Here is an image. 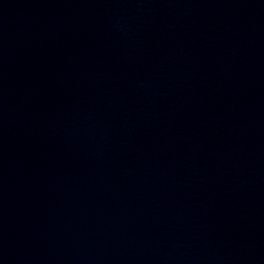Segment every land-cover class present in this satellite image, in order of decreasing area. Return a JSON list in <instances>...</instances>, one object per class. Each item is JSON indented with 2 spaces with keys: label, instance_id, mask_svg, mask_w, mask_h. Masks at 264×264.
Returning <instances> with one entry per match:
<instances>
[{
  "label": "water",
  "instance_id": "1",
  "mask_svg": "<svg viewBox=\"0 0 264 264\" xmlns=\"http://www.w3.org/2000/svg\"><path fill=\"white\" fill-rule=\"evenodd\" d=\"M0 264H264V0H0Z\"/></svg>",
  "mask_w": 264,
  "mask_h": 264
}]
</instances>
